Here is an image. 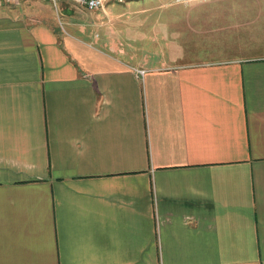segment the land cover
<instances>
[{"label": "crops", "instance_id": "1", "mask_svg": "<svg viewBox=\"0 0 264 264\" xmlns=\"http://www.w3.org/2000/svg\"><path fill=\"white\" fill-rule=\"evenodd\" d=\"M188 9L115 56L0 8V264H264V0Z\"/></svg>", "mask_w": 264, "mask_h": 264}, {"label": "rangeland", "instance_id": "2", "mask_svg": "<svg viewBox=\"0 0 264 264\" xmlns=\"http://www.w3.org/2000/svg\"><path fill=\"white\" fill-rule=\"evenodd\" d=\"M253 0H136L123 4L109 3L105 12L87 11L68 0L56 3V9L48 2L26 0L20 6L0 5L4 10L15 8L26 17H36L52 22L66 35L77 37L84 42H93L102 52L111 55L118 48H125L129 54L167 55L176 46L172 43L186 37V23L194 14L188 9L202 5H243L251 6ZM202 17L200 18V20ZM183 37L171 35L174 30ZM105 40L109 42H105ZM169 41H172L171 43ZM97 42V44H96ZM107 43V44H106ZM116 49V50H115Z\"/></svg>", "mask_w": 264, "mask_h": 264}, {"label": "built area", "instance_id": "3", "mask_svg": "<svg viewBox=\"0 0 264 264\" xmlns=\"http://www.w3.org/2000/svg\"><path fill=\"white\" fill-rule=\"evenodd\" d=\"M26 0H0V5H18ZM48 2L53 9H56V3L61 0H37ZM73 4V1H81V7L85 8L87 11H93L100 9L104 3H110V0H68ZM126 1L134 0H118V3H124Z\"/></svg>", "mask_w": 264, "mask_h": 264}, {"label": "bare ground", "instance_id": "4", "mask_svg": "<svg viewBox=\"0 0 264 264\" xmlns=\"http://www.w3.org/2000/svg\"><path fill=\"white\" fill-rule=\"evenodd\" d=\"M77 5L81 6V1H74ZM110 2H118V0H110Z\"/></svg>", "mask_w": 264, "mask_h": 264}]
</instances>
